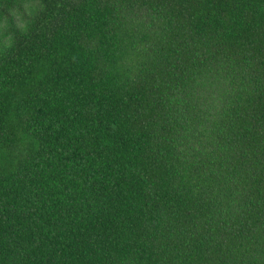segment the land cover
<instances>
[{
	"label": "trees",
	"instance_id": "1",
	"mask_svg": "<svg viewBox=\"0 0 264 264\" xmlns=\"http://www.w3.org/2000/svg\"><path fill=\"white\" fill-rule=\"evenodd\" d=\"M0 264H264V0H0Z\"/></svg>",
	"mask_w": 264,
	"mask_h": 264
}]
</instances>
